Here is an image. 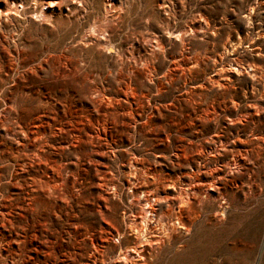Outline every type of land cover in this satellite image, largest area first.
<instances>
[{"label": "rangeland", "instance_id": "1", "mask_svg": "<svg viewBox=\"0 0 264 264\" xmlns=\"http://www.w3.org/2000/svg\"><path fill=\"white\" fill-rule=\"evenodd\" d=\"M140 228L147 264H264V0H0V264Z\"/></svg>", "mask_w": 264, "mask_h": 264}, {"label": "bare ground", "instance_id": "2", "mask_svg": "<svg viewBox=\"0 0 264 264\" xmlns=\"http://www.w3.org/2000/svg\"><path fill=\"white\" fill-rule=\"evenodd\" d=\"M108 12V11H107ZM109 14V13H108ZM108 18V17H107ZM112 18V17H111ZM110 21V20H109ZM91 34V33H90ZM104 46V45H103ZM105 47V46H104ZM208 184H210V183H208ZM170 185H172L171 187L173 188V187H175V184L173 183V182H171V184ZM112 186V185H111ZM201 186H203V185H201ZM190 190H192V189H190ZM197 190V189H196ZM183 193L182 192H179V195H182ZM184 194H186V193H184ZM186 195H188V194H186ZM191 199H194V197H190ZM160 200V198L159 197H157V198H154V202L156 203V202H158ZM143 201L145 202V204L146 205H149V198H145V199H143ZM152 201V200H151ZM151 205V204H150ZM152 206V205H151ZM149 208H152V207H150V206H148ZM140 209V208H139ZM150 210V209H149ZM146 212V211H145ZM150 213H154L153 212V210L151 209L150 211H149ZM139 214V216H144L143 215V213L141 212V213H138ZM137 216V215H136ZM137 219H139V217H137L131 224H129V226L128 227H126L125 229H127V230H125V232H128V231H130V230H133V227H136L137 225H136V221H137ZM141 221H142V223L144 224V225H146L145 223H146V221L144 220L143 221V218H141L140 219ZM141 223V222H140ZM139 224V223H138ZM140 225V224H139ZM141 229V228H140ZM142 230H143V228L140 230V231H138L137 232V235H135V244H136V247L135 248H133V250L132 251H130V250H125V251H122V250H120L119 251V257L117 258V259H115V262L113 263V264H147V262L145 261V262H142L141 260L142 259H144L143 258V255L141 254V252H143V251H145L144 249H143V247L146 245L141 239L142 238H144V235H143V232H142ZM144 231V230H143ZM138 233H142V234H138ZM145 233V232H144ZM143 235V236H142ZM107 244V243H106Z\"/></svg>", "mask_w": 264, "mask_h": 264}]
</instances>
